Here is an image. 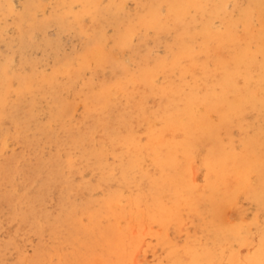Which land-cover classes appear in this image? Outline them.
<instances>
[{"label":"rangeland","instance_id":"obj_1","mask_svg":"<svg viewBox=\"0 0 264 264\" xmlns=\"http://www.w3.org/2000/svg\"><path fill=\"white\" fill-rule=\"evenodd\" d=\"M85 2L0 0V89L6 100L0 118V264H175L225 250L241 260L261 256L264 263V113L241 112L236 126L220 133L221 151L213 155L214 142L204 138L188 156L179 152L176 168L159 165L161 154L149 141L164 130L168 89L186 94L198 85L206 96L208 79L237 64L258 75L256 66L264 62L260 12L246 0L184 2L183 12L199 21L177 29L165 0H97L91 12ZM150 4L159 8L164 31L142 23ZM243 6L252 14L247 24L240 21ZM124 35L127 44L120 45ZM96 42L115 64L88 55ZM179 43L192 46L208 77L192 71L186 58L173 66ZM144 69L154 73L151 84L140 81ZM244 81L241 75L238 84ZM210 118L217 122L219 116L212 112ZM182 136L175 133L177 140ZM230 144L242 182L234 202L218 207L222 218L213 226L206 210L209 183L216 179L210 167ZM248 158L253 162L243 166ZM166 174L174 178L172 191L184 184L192 191L194 202L178 207V219L167 217L151 193ZM165 186L160 202L170 208L175 194ZM220 188L226 191L224 184Z\"/></svg>","mask_w":264,"mask_h":264},{"label":"bare ground","instance_id":"obj_2","mask_svg":"<svg viewBox=\"0 0 264 264\" xmlns=\"http://www.w3.org/2000/svg\"><path fill=\"white\" fill-rule=\"evenodd\" d=\"M165 1L167 4L168 16L172 17V19L174 20L175 27L177 29L178 28L183 29L187 26H195V23L199 21L194 18H188L187 14L183 12L184 2H186V5L188 3L194 4L196 0H165ZM246 1L247 3H251V5L255 7L254 9L255 11L257 9L260 12L259 15L261 16V23H262V26L264 27V7L262 5L263 0H246ZM96 3H97V0H87V2L84 3L85 10L91 12V9L95 7ZM199 11H200L201 17L202 18L205 17L204 15L205 13L202 10H199ZM246 12H247V8L245 10L243 6V8L241 9V14H244V15L241 17L240 21L247 24L249 23L250 15L252 14L246 15ZM141 21H144L142 23L145 24L146 26L154 27L157 30L164 31L165 23L161 19H159V8L155 6L154 4L149 5L148 12L145 15V17L141 18ZM62 25L63 26L66 25L65 21L62 22ZM205 31H206V27L202 23L200 33L203 35ZM260 33L263 36L264 28L262 29ZM126 36L127 35L120 37V45L127 44L128 39ZM96 44L97 45L95 46H98L97 42ZM178 45H179L178 46L179 56L175 57L173 66L176 67L180 58H186L190 63V67L192 71H195L197 69L202 72L204 77H208L209 75H207L205 63L201 64L198 58L196 57V55L195 54L193 55L191 53L192 46L187 45L186 43H179ZM88 55L99 64L106 63L107 61H110L111 64L116 63V62L112 63L110 59L103 57L100 46H98L97 49L96 48L94 49V46H93V48L89 50ZM237 63H240V61H238ZM252 66L253 64L250 62V67ZM247 67H248L247 69H242L241 65L237 64L232 70L228 71L229 74H224L222 76L221 74H219L217 75V77L214 78V80L208 79V86L211 90L209 89L210 93L206 96L199 94L198 85H192L191 88L189 89V92L186 94H185V90L183 92L182 89L180 91L174 90V89H168L167 91H165L164 94H166L169 97V105L167 109H165L167 112L164 117V122H165L164 130L161 131L160 133L159 132L151 133L150 135L151 140H149L152 142L153 146L158 147L157 150L161 154V156L158 157L159 165L170 166L172 168H176L177 163L175 162V160L178 158L179 152L182 151L184 156H188V154L192 151L191 148H192L193 143L200 142L204 138L205 139L207 138L208 140H212L214 142V146L216 149L213 151V155H215L218 151H221V149H218L219 147L218 143L221 142L219 138L220 133L222 132V130H228L232 128L233 125L236 126L237 124L236 120L238 119V116L241 112L247 109H252V110L259 111V114L264 113V62L262 64H259L258 67L256 66L257 70H259L258 75H255L253 70H251L249 66ZM3 72L4 71L0 69V80L1 81L3 79ZM153 75H154L153 71L146 69L143 73V78L140 81L145 84H151L154 81ZM241 75H244V78H245L244 85L242 86L238 84V80H239V77H241ZM132 79H133V76H132ZM135 80H137V78ZM138 82L139 81H137V83ZM122 87L123 85L121 87L119 86V88H122ZM215 87H218L220 89V93H215V90H217V88L215 89ZM29 88L31 87H30V84L28 83V85L25 86V89L29 90ZM257 94L260 95V98L256 97ZM4 95H5V90L0 89V118L2 117L1 110L4 109L6 106V100L4 98ZM152 96L154 97V95ZM230 96H233V99H232L233 101L229 99ZM201 109L205 110V112H203ZM212 112H216L218 114L219 116V119L217 121L218 123L211 121L210 114ZM258 119H261V117H258ZM176 132L182 133L183 136L181 140L176 139L175 137ZM230 146L232 148V144L226 147V149L223 148L222 152L219 154V156L216 158V160L212 164L211 162L213 160L208 161V164H211L210 169L212 170V172L214 173L216 177V179L213 182L209 183L210 184L209 185L210 198H209V203L207 204V207H206V210L209 211L208 213L211 217L210 221L212 222L213 226L219 225L220 223L218 222L220 218H222L221 211L219 210L218 207L221 206L222 204L226 205V204H232L234 202L235 195L238 193L240 189V180L242 182V178H241L242 176L239 178L237 174L238 173V170L236 167L237 157L236 155L229 154V152H233L232 149H229ZM248 161L250 163L253 162L249 158L247 159V161L246 159H242L243 166L246 163H248ZM133 164L136 165L137 163L134 161ZM173 179L174 178H171L169 174L163 175L160 180L154 181V183L151 185V189H152L151 193L155 195L157 199L158 208L161 209V211H166L164 214L167 217L172 216L173 218L178 219V210H180L178 209V207L183 203L191 204L194 201L192 199L193 198L192 191L188 188V186L186 188L185 184L182 185L181 187L175 186L174 187L175 191H172V188H171L173 187L172 184L173 182L175 183ZM181 180H185V182H187L189 178L184 177ZM234 181H238V185L234 186L233 185ZM222 184H224L226 187L225 192L221 191L220 185ZM164 185H166L164 190L167 188L168 189L170 188L171 192H174L175 194L174 202L170 208L165 207L160 202V195L162 192L161 189H163ZM251 188L253 189V187ZM251 188L249 190L250 192L252 190ZM258 197L260 198V196ZM176 204L177 206L174 207ZM108 207L109 208L111 207L112 211L114 210L112 207V204L109 205ZM119 214H120V211H119ZM237 236H238V230L233 231L229 234V239L237 237ZM55 255H57V253ZM225 259L227 260V263H225ZM237 261L242 262V264H264L261 256H257L254 260H241L239 259L237 254H235L234 252H230V251L226 252V250L221 253L219 252L216 253L215 251H209L203 258H199L198 256H192L190 260L189 259L179 260L175 264H207V262L210 264H235Z\"/></svg>","mask_w":264,"mask_h":264}]
</instances>
